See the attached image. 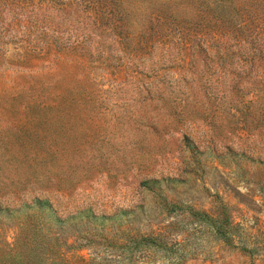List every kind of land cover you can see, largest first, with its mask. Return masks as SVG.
<instances>
[{
	"label": "rangeland",
	"instance_id": "374dc122",
	"mask_svg": "<svg viewBox=\"0 0 264 264\" xmlns=\"http://www.w3.org/2000/svg\"><path fill=\"white\" fill-rule=\"evenodd\" d=\"M0 264H264V0H0Z\"/></svg>",
	"mask_w": 264,
	"mask_h": 264
}]
</instances>
